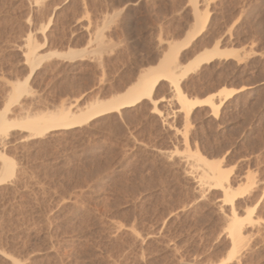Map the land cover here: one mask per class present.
Returning a JSON list of instances; mask_svg holds the SVG:
<instances>
[{
	"label": "rangeland",
	"instance_id": "374dc122",
	"mask_svg": "<svg viewBox=\"0 0 264 264\" xmlns=\"http://www.w3.org/2000/svg\"><path fill=\"white\" fill-rule=\"evenodd\" d=\"M197 2L208 20L179 63L216 43L243 60L205 64L182 90L205 98L263 86L264 0ZM197 28L191 0H0V113L12 84L31 72L30 40L39 55L74 49L85 57L44 60L9 107L10 122L125 92ZM159 98L155 112L144 100L40 138L0 132V150L15 163L0 184V264H14L3 254L19 264H264V87L232 97L217 116L201 106L186 118L166 81ZM196 151L229 175L240 217L253 211L232 261V206L206 183L211 171Z\"/></svg>",
	"mask_w": 264,
	"mask_h": 264
},
{
	"label": "bare ground",
	"instance_id": "6f19581e",
	"mask_svg": "<svg viewBox=\"0 0 264 264\" xmlns=\"http://www.w3.org/2000/svg\"><path fill=\"white\" fill-rule=\"evenodd\" d=\"M198 0H191L194 6L195 16L197 20L198 28L193 34H189L182 41H173L170 43L167 53L159 61V63L154 66L145 69L140 73L137 80L128 88L125 92L120 94H115L107 99H98L93 102L87 103L84 108H79L78 111H74L71 107L67 106L57 107L53 111H42L35 114H27L20 121H9L7 119V112L9 107L18 103L19 98L22 97L23 93L26 92V86L29 79L34 74L35 70L41 65V63L52 57L64 58L68 60H76L85 57V54L81 50L69 49L67 52L50 51L47 54L39 55L37 52L39 47L31 43L28 44V50L24 53L26 57V62L31 65V72L26 77L24 82H14L13 89L10 95V105H7L6 111H1L0 113V132L11 128H19L27 133V139H35L44 137L52 132L59 130H71L84 125L89 124L96 118L104 117L112 113L121 112L123 109L134 107L144 100H149L154 106L153 112L157 111V104L164 100L163 98L154 99L155 92L161 82L166 81L170 83V87L174 92V98L178 102L180 109L179 111H184L185 117L189 118L192 112L201 106H209L211 108L212 114L214 116L219 115L223 105L234 97L236 94L244 91L246 88L242 87L240 89H229L222 88L216 94L207 96L205 98L190 97L188 96L181 87L182 81L187 78V76L199 70L203 65L211 63L217 60H228L235 59L237 61H242L243 56L237 49H221L216 43L212 48L204 49L202 52L197 54L195 58L185 65L179 63V55L181 51L191 45V43L200 35L203 30L205 23L208 20L207 15H202L198 8ZM219 43V42H218ZM102 53H100L101 55ZM217 97L218 102L214 101ZM8 102V103H9ZM24 109V108H23ZM189 125V124H188ZM187 126V124H186ZM188 127V126H187ZM187 130V129H186ZM8 132V131H7ZM6 132V133H7ZM1 148V147H0ZM197 160L207 167L211 172V178L208 172L206 181L211 188H220L224 192L225 202H229L232 206L230 220H228L227 230L229 232V239L231 240V250L227 261H232L240 252L241 248L245 246L246 243V232L245 223L248 224L250 221L252 223V212L248 213L247 219L240 217L238 211L234 206V202L238 197L235 194L229 184V175L222 170L220 167V162L218 160H210L204 157L199 151L195 154ZM0 160L2 161V167L0 172V184L5 183L9 178L15 175V163L14 160L8 157L5 152L0 150ZM239 193V192H238ZM240 194V193H239ZM240 196V195H239ZM248 222H245L247 221ZM254 223V221H253ZM247 227V226H246ZM248 239V238H247ZM247 245V244H246ZM3 254V253H2ZM9 260H13L14 264H19L18 260L7 254H3Z\"/></svg>",
	"mask_w": 264,
	"mask_h": 264
},
{
	"label": "trees",
	"instance_id": "16d2710c",
	"mask_svg": "<svg viewBox=\"0 0 264 264\" xmlns=\"http://www.w3.org/2000/svg\"><path fill=\"white\" fill-rule=\"evenodd\" d=\"M263 87H264V85L263 86H258V87L251 88V85H248L247 88L244 91L236 94L233 98L238 97V96H243V95L248 94V93H251L253 91L261 90Z\"/></svg>",
	"mask_w": 264,
	"mask_h": 264
},
{
	"label": "water",
	"instance_id": "95a60500",
	"mask_svg": "<svg viewBox=\"0 0 264 264\" xmlns=\"http://www.w3.org/2000/svg\"><path fill=\"white\" fill-rule=\"evenodd\" d=\"M239 89V88H238Z\"/></svg>",
	"mask_w": 264,
	"mask_h": 264
}]
</instances>
